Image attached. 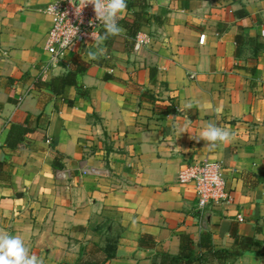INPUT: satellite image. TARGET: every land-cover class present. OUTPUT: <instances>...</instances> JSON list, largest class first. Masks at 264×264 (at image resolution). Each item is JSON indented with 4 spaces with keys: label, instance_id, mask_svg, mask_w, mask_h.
I'll use <instances>...</instances> for the list:
<instances>
[{
    "label": "crops",
    "instance_id": "1",
    "mask_svg": "<svg viewBox=\"0 0 264 264\" xmlns=\"http://www.w3.org/2000/svg\"><path fill=\"white\" fill-rule=\"evenodd\" d=\"M52 1L0 0V161L11 174L0 184V229L44 264H77L89 243L112 255L103 264H153L179 253L182 234L198 251L203 233L216 251H230L234 233L256 241L221 264H264V0H145L136 36L150 42L137 50L122 23L141 1L131 0L103 56L79 45L41 74ZM75 58L88 65L79 76L88 95L70 90L68 107L36 84L66 75ZM28 115H40L37 128L11 150L5 134ZM208 121L233 137L212 148L193 139ZM206 157L223 166L232 202L199 211L177 174ZM142 234L154 248L138 245Z\"/></svg>",
    "mask_w": 264,
    "mask_h": 264
},
{
    "label": "trees",
    "instance_id": "2",
    "mask_svg": "<svg viewBox=\"0 0 264 264\" xmlns=\"http://www.w3.org/2000/svg\"><path fill=\"white\" fill-rule=\"evenodd\" d=\"M147 5L145 0L138 3L130 2L129 8L132 9L133 21H122L129 36L128 49L134 47V38L141 25L148 22L145 15L142 14V9ZM241 15V12L237 13ZM130 47V48H129ZM72 69L62 77H54L49 82L42 80L38 81L36 87L48 88L56 101H61L62 104L71 107L73 100L68 97L70 90H76L80 97L88 95L83 85L79 81V76L83 75L88 65L80 58H75L72 63ZM108 79V76H105ZM154 73L150 71V81H154ZM147 99H152L146 93L142 94ZM40 115L34 117L28 115L22 124H11L4 137V144L11 150L18 149L24 142L28 134L32 133L38 125ZM35 123V126H32ZM57 157L54 159L53 166L59 168L56 163ZM264 176V171L262 172ZM11 182V174L3 168V163L0 161V184H8ZM254 183V182H253ZM234 244L230 251L214 250L210 235L203 233L197 244L198 251L195 250V245L191 238L182 234L180 236L179 253L176 256H170L162 253L154 257L153 264H211L212 261H217L219 264L229 262L232 263L241 253L248 251L250 245L257 244L256 241L248 238H242L237 234H233ZM138 245L142 248L152 249L155 246V239L148 234L140 235ZM112 257L111 254L102 250L99 246L89 243L82 251L81 258L77 264H103Z\"/></svg>",
    "mask_w": 264,
    "mask_h": 264
},
{
    "label": "built area",
    "instance_id": "3",
    "mask_svg": "<svg viewBox=\"0 0 264 264\" xmlns=\"http://www.w3.org/2000/svg\"><path fill=\"white\" fill-rule=\"evenodd\" d=\"M130 1L127 0V3ZM78 2L79 0H75L73 4L72 0H53L44 9L45 14L50 17L51 25L45 40V49L49 58L41 68V74L46 73L51 67L58 66L65 55L79 45L87 46L95 43L92 37L104 30V25L95 20L91 5L82 8L77 17L75 8L78 10ZM80 6H82V0H80ZM74 27L78 29L77 33ZM204 38L205 36L201 35L199 43H203ZM149 42L150 39L146 35H137L134 38V49H140ZM26 95L21 94L18 102L21 103ZM177 182L193 186L199 211H203L210 204H230L232 202V197L225 187L223 166L207 157L181 169L177 174ZM238 219L241 220V218Z\"/></svg>",
    "mask_w": 264,
    "mask_h": 264
},
{
    "label": "clouds",
    "instance_id": "4",
    "mask_svg": "<svg viewBox=\"0 0 264 264\" xmlns=\"http://www.w3.org/2000/svg\"><path fill=\"white\" fill-rule=\"evenodd\" d=\"M72 3L75 4V0H72ZM87 5L92 6L95 20L104 25L103 34L97 33L92 37L95 40L97 52L89 53L91 59H98L106 52V49L101 47L103 42L109 36H117L124 31L118 21L121 19L119 14L127 8V0H82V6H80L79 0L78 10L75 8L77 17H79L81 9ZM64 14L67 15V13ZM77 31L78 29L75 28L76 33ZM192 107L191 101L184 104L186 110H191ZM233 135L229 128H222L215 122L208 121L205 123L199 137L193 139L203 140L207 142V147L212 148L217 142L229 141ZM0 264H44V260L31 252V249L20 235H13L4 229H0Z\"/></svg>",
    "mask_w": 264,
    "mask_h": 264
}]
</instances>
